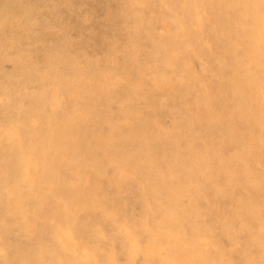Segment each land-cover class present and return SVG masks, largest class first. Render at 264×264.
Wrapping results in <instances>:
<instances>
[{
  "label": "bare ground",
  "instance_id": "6f19581e",
  "mask_svg": "<svg viewBox=\"0 0 264 264\" xmlns=\"http://www.w3.org/2000/svg\"><path fill=\"white\" fill-rule=\"evenodd\" d=\"M105 1L115 5H107L101 17L93 0L0 2L4 99L18 95L28 80L45 83L35 104L25 108L23 101L13 100L14 113L0 122V143L11 144L17 159L14 167L2 166L12 178L2 202L18 217L20 228L31 232L43 223L42 211H49L43 220L55 238L68 223L70 206L99 209L103 198L97 177L103 172L98 166L105 164L112 169L107 186L118 190L132 180L143 194L144 216L136 229L148 235L146 247L138 246L133 228L122 227L131 239V259L264 264V0H154V7L171 11L168 21L144 0ZM77 4L86 6V20L76 18ZM32 8L44 11L58 38L47 41L50 31H37L27 21ZM160 23L163 34L156 32ZM141 29L151 43L146 54L152 64L141 73L153 78L162 95L155 103L138 80L115 72L118 56L135 58L140 52ZM72 30L77 39L69 36ZM33 35L35 43L20 54L6 52L19 37ZM188 56L204 60L201 72L191 70ZM121 87L125 93L115 97ZM167 103V126L157 123L153 111L141 113L151 104L157 113ZM101 124L107 134L94 131ZM69 226L62 229L66 243L73 239ZM7 228L0 222V236ZM102 231L97 228L92 245L107 239ZM217 237L228 239L229 247ZM55 251L42 242L14 259L17 264H56ZM10 253L4 248L0 257Z\"/></svg>",
  "mask_w": 264,
  "mask_h": 264
},
{
  "label": "rangeland",
  "instance_id": "374dc122",
  "mask_svg": "<svg viewBox=\"0 0 264 264\" xmlns=\"http://www.w3.org/2000/svg\"><path fill=\"white\" fill-rule=\"evenodd\" d=\"M2 1L3 0H0V2ZM17 1L20 3H24V2L30 3L34 0H17ZM93 1L97 4V9L95 13H97V10H98V12L100 13V15H98L99 17L104 16V14L107 11V8H106L107 5L111 7H114L115 5L112 2H108L107 4L105 0H93ZM144 1H145L144 3L146 4V6H149L154 9V13L159 18H161L162 21L163 20L168 21V19L172 20L173 14L171 13V11L168 12L164 8L154 7L155 6L154 0H144ZM77 8H78V11L76 12V18L79 20H84V19L86 20L88 17L87 11H85L86 6L83 4V7H81L80 4H77ZM88 8L89 7H87V9ZM68 15L70 14L68 13L66 17H69ZM146 16L148 17L149 15H146ZM26 19L28 22H31L32 25L35 26L36 28L35 30L39 31V30L48 29L50 31L47 41L55 40L56 38H58L59 31L57 30V28L54 27V23L49 21V19L46 17L43 10L32 8L28 12ZM21 26H24L23 22H21ZM90 27H93V26H90ZM94 28H96V26H94ZM203 28L204 30H206L207 28H209V24L206 23L205 25H203ZM141 30L142 31L141 33H139V37H138V44H139L138 48L140 49V52L137 55H135V58L133 57L128 58L126 55L121 56L120 58L118 56L119 67L117 70H115V72L120 74L119 75L120 77H123L122 75L124 74L125 77L128 79V81L130 82H136V80H138L144 87L145 92L149 94L148 96V94L145 93L147 97L149 98L150 102L155 103L159 101L160 99H162V95L154 89L153 78L150 76H143L141 73V71L148 69L152 65L150 64V60L146 54V49L150 46L151 43L146 37V32L143 29ZM164 31H165L164 24H161V23L158 24L156 27V32H158V34H160V32L161 34H163ZM69 33H70L69 36L72 39L78 38L77 31L72 30ZM30 37L31 38L19 37L17 39L16 45L13 48L7 47L6 52L12 56L20 54L21 51H24L25 49H27L28 47L32 46V44L35 43L36 37L34 35ZM5 47L0 43V48H5ZM221 49H222V46L217 47L216 51L218 52ZM39 51H40V56H41L42 55L41 49H39ZM1 53L2 52L0 49V54ZM130 59H133V60H130ZM187 59L190 60V68L192 71H195L196 73H199L202 71L204 60L202 61L197 56L196 57L188 56ZM209 62H210L209 64L212 67V69L216 70V68H218V63H214L213 61H209ZM8 63H6L4 67L8 71H12L13 65L11 63L10 64ZM117 63H118V60H117ZM41 68L45 70L43 66ZM110 71H112V69L109 70V72ZM106 81L112 82L110 80H106ZM2 82L3 80L1 79L0 86ZM211 84L215 85V80H214V83H211ZM43 86H45V83L28 80L27 83L23 85L20 93L18 95H14V96L12 95V97L9 98L7 101L4 99V95H3L4 92L1 91L2 89L0 88V122H2L3 120H6L9 115H12L14 113L15 109L13 107V100L23 101L22 104L25 108H28L32 106L33 104H35L40 94L39 90H41ZM124 89L125 87H121L120 89L116 90L113 93V95L119 98L122 97L123 94L125 93ZM178 91L179 93H182V92L184 93L185 89L183 87H178ZM10 101H12V107L10 105ZM66 101L68 100L63 101V104H62L63 108L65 109L69 105V102H66ZM170 107H171V103H167L166 109L158 110L157 113H155L154 105L151 104L141 109V113L144 116H147L149 112L151 113V111H153V118L157 121V123L160 126H167L169 125V120L167 118L166 111ZM22 129H23V126L19 127V131H22ZM94 131L98 133L100 132L99 134L108 133L107 127L103 124L97 125L94 128ZM0 139L3 140L1 131H0ZM10 145L11 144L6 143L4 141L0 143V222L8 227L7 230L3 233V235L0 236L1 237L0 238V251L4 248L11 249V253L8 257H3V258L0 257V264H5V263L17 264L15 259L17 258L18 255H21L22 253H25V252L27 253L28 251L32 249L34 250L38 249V246L42 242L44 244L47 243V245H52L53 247H56L55 256L56 258H58V261L57 259H55L57 261L56 264H59V263L60 264H140V263L145 264V258L142 255L136 256L134 259H131L130 252L127 250V247L130 246L129 243L131 239L128 238V235L125 234L122 229V227L133 228L135 232L134 240H137L138 246L143 247V249L146 247V244L148 243V239H149L148 235L146 233H143L141 230L136 229V226H138L141 223V220L144 216V207H143L144 205H143V196H142L143 194L141 193L140 189L137 187L135 182H133L132 180H129L128 182H126L122 186V188L118 190L107 186L108 177H109V174L112 173L111 172L112 169L111 167L105 166V164H101L98 166V169L103 172L102 176L97 177L98 183L102 186V192L100 195L103 198V202L100 204L99 209L83 208L77 205L70 206L71 211L69 213V218H68V223H67V224H70V226L67 224H66L67 226L61 225L63 228L61 227V231L59 233L60 235L58 234V236L55 238L51 235L52 234L51 225H49L47 222L43 220L49 211H42V215H40V220L43 223L39 225L38 229L33 230L32 232L31 230H22L20 228V224L17 219L18 217L9 213L6 205L2 202L6 196L7 185L10 184L11 179H12L10 175L3 174L4 170L2 169V166L8 164L10 167H14L15 164H17V159L15 158V150ZM230 150L231 149H228V151ZM93 156L96 158H99L100 154L98 152H95ZM9 170L10 172H12L14 169H9ZM95 173L97 174L96 170L92 173L93 177L96 176ZM104 186L105 187L107 186V187L105 188ZM29 202H31V204L34 203L33 197H29ZM117 204L119 205L117 206ZM105 207H107L108 209H114V210L116 207V210L115 211L103 210V208ZM68 226H69L68 230L71 233L72 238H73L71 243H66V239H67L65 236L66 232L63 231V230L66 231ZM97 228H100L101 230H103L102 232L106 234L107 239H102L100 240L99 244L92 245V243L94 242L93 240L97 241L96 239ZM94 235L96 237H94ZM38 239L41 241L40 243L37 242ZM216 239H218V237ZM218 241L222 247H225V248L229 247L228 239L219 237ZM79 242L80 243L82 242L81 245ZM121 244L124 246L125 249L123 248ZM57 246H59L60 248H57ZM13 256H16V257H13ZM175 257L177 258V253H174V258ZM156 261H161V258L156 257L155 261L151 260L152 263L158 264V262Z\"/></svg>",
  "mask_w": 264,
  "mask_h": 264
}]
</instances>
